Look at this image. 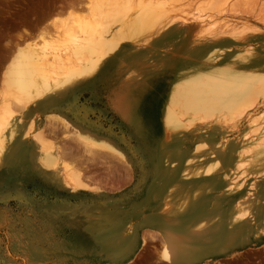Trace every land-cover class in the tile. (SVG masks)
<instances>
[{"label":"rangeland","instance_id":"374dc122","mask_svg":"<svg viewBox=\"0 0 264 264\" xmlns=\"http://www.w3.org/2000/svg\"><path fill=\"white\" fill-rule=\"evenodd\" d=\"M67 1L0 0L1 95L10 65L37 32L49 39L39 46L63 43L58 19L46 15L60 9L64 18ZM167 2L114 6L95 57L74 60L77 69L52 80L48 98L28 107L0 100L9 102L16 128L12 139L3 134L0 151V264H149L158 237L162 253L168 236L151 224H164L154 219L166 214L196 212L207 228L264 236V16L201 19ZM74 132L108 144L125 165L105 156L88 161ZM36 133L78 157L91 191L71 193L61 168L40 165ZM138 239L142 249L133 254Z\"/></svg>","mask_w":264,"mask_h":264},{"label":"bare ground","instance_id":"6f19581e","mask_svg":"<svg viewBox=\"0 0 264 264\" xmlns=\"http://www.w3.org/2000/svg\"><path fill=\"white\" fill-rule=\"evenodd\" d=\"M127 1L130 0H69L67 1L68 4L65 5L67 8L65 7L64 11L67 12L64 18L60 16L64 13L60 9L52 15L47 14L46 18L48 22L49 20L54 21L58 19L55 22V28L58 30V35L62 36L63 41H60L63 43L59 48L58 45L55 48L48 47V45H45L47 44L46 42L44 46H39L35 44L36 40L48 42L49 39L47 40L45 38L43 32H37L35 36H33L34 41H32V46L29 49H26L27 51H20L13 64L10 65L8 71L10 72V77L4 81V91L2 90L3 93L1 92L2 95L0 94V100H2V98L3 100H5L4 98H7V100L10 98V100L12 99L11 102L14 100L18 104H21L22 107L23 105L24 107H28L30 104L33 105L37 101L48 98L50 94H47L50 93L54 86L51 85V81L59 79L61 76H65L68 73L64 72L66 69H77L72 63L74 60H81V62H83L86 58L93 59L95 57L98 45L97 34L100 32V27H103L104 24L109 22V18L113 14V9H115L114 6H122L123 3ZM167 5H174L183 12L201 14V19L204 17L207 18L206 15L209 13H230L240 16L241 14L248 15L251 12H255L259 17L264 16V0H168ZM77 8L81 9L78 10ZM205 13L207 14L203 15ZM213 16L215 15H211V17ZM47 20H45V22ZM168 30L169 28H167V31ZM26 34L27 36L31 35V33L28 32ZM22 36L24 37V35ZM52 36L51 40H55L56 36L53 38ZM57 93L58 92H55L51 94V96ZM183 96L184 95H182L181 98ZM173 98L174 96H170L169 100L162 108L161 118L165 126L172 121V108L175 105L170 101ZM178 98L181 99L180 97ZM47 101L48 100L44 102ZM3 103L4 105L0 106V151L3 150L6 138L8 137L9 139H12L16 132V128L9 124V117L13 115L9 108V104H7L9 102ZM247 108L248 106H246V109ZM240 115L241 113L239 114V117ZM52 120L58 123L57 127H59V124L64 129L69 127V124L61 117L57 118L55 115ZM6 132L7 137H2ZM71 138L74 145H77L82 149L83 152H80L86 155L88 161L94 162L105 156L110 157L121 165H125L123 164V157L108 144L90 138L87 134L81 132H74ZM32 139L42 152L39 158L40 165L43 168L52 171L61 168L59 171L61 174L60 181L71 193L75 194L80 190L86 192L93 189L89 186L83 170L77 168V165L79 166L80 164L78 157H71L70 151L66 148L55 145L52 141L49 143L46 142L40 133H36ZM75 147L76 146H74V148ZM95 151H99L98 154ZM101 152L106 153V155H100ZM68 159L69 161H67ZM170 227L171 226L168 228ZM119 255L120 254H117L114 257L119 258Z\"/></svg>","mask_w":264,"mask_h":264},{"label":"crops","instance_id":"0c3cea01","mask_svg":"<svg viewBox=\"0 0 264 264\" xmlns=\"http://www.w3.org/2000/svg\"><path fill=\"white\" fill-rule=\"evenodd\" d=\"M203 216L200 213L189 212L172 216L166 214L165 218L163 216L155 218L154 220L160 219L165 223L151 224L150 230L168 232V236L166 242H163L165 250L162 253V239L158 237L161 247L157 258L155 256V260H150L149 264H168L167 261L171 264H264V236L255 235L252 228L245 234H237L229 229L207 228L202 226ZM165 226L168 231L164 229ZM169 226L171 227L168 228ZM142 232L134 229V237H141ZM132 249L133 254L141 250L142 242L139 239L135 240ZM118 252L120 258L121 248ZM243 257L248 259L243 261ZM128 261L124 259L125 264Z\"/></svg>","mask_w":264,"mask_h":264}]
</instances>
